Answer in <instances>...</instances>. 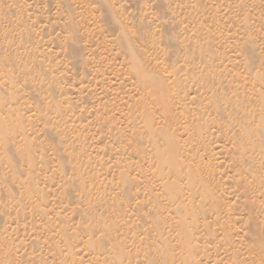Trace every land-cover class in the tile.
I'll use <instances>...</instances> for the list:
<instances>
[{"label":"rangeland","instance_id":"1","mask_svg":"<svg viewBox=\"0 0 264 264\" xmlns=\"http://www.w3.org/2000/svg\"><path fill=\"white\" fill-rule=\"evenodd\" d=\"M0 264H264V0H0Z\"/></svg>","mask_w":264,"mask_h":264},{"label":"bare ground","instance_id":"2","mask_svg":"<svg viewBox=\"0 0 264 264\" xmlns=\"http://www.w3.org/2000/svg\"><path fill=\"white\" fill-rule=\"evenodd\" d=\"M156 99V98H155ZM155 101V103H158V102H156L157 101V99L156 100H154ZM165 106V105H164ZM162 108V107H161ZM164 109V108H163Z\"/></svg>","mask_w":264,"mask_h":264}]
</instances>
